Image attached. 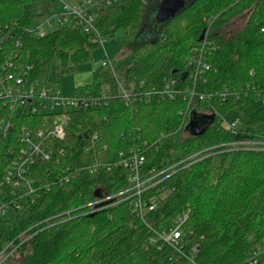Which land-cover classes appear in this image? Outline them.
Here are the masks:
<instances>
[{"label": "trees", "instance_id": "16d2710c", "mask_svg": "<svg viewBox=\"0 0 264 264\" xmlns=\"http://www.w3.org/2000/svg\"><path fill=\"white\" fill-rule=\"evenodd\" d=\"M48 0H0V26L7 45L19 40L22 64L31 63V76L52 82L90 62L91 43L80 26L56 27L38 38L24 29L38 15L26 13L30 6ZM147 0H125L122 5L99 10L96 27L104 37L122 31L131 60L119 72L124 88L160 89L175 73L187 69L190 51L199 47L206 26L211 48L205 54L210 69L197 92L211 93L205 102H196L200 112L215 111L213 124L200 136L183 129L181 113L187 102L181 94L172 100L152 98L126 107L119 97L107 98V106L68 113L66 151L63 164L83 167L98 161L94 173L83 169L69 183L54 184L35 204L0 216V250L13 241L18 247L10 258L19 264H191L187 255L192 247L196 264H241L264 241V150L237 149L212 154L188 167L176 170L144 197L165 193L158 207L145 222L157 230L173 227L179 216L183 251L168 246L161 250L148 243L150 229L131 211L130 200L114 202L92 215L76 210L69 220L49 227L38 225L21 243L18 235L32 224L59 212L80 207L93 200L95 189L112 195L130 186V172L114 165L119 152L148 145L143 172L162 170L188 155L219 143L264 141V0H192L161 24L157 35L146 41L137 37L143 28ZM243 17L241 27L230 32L228 25ZM11 35L13 38H10ZM14 49V48H13ZM186 84V80L180 83ZM248 87V89H247ZM114 78L108 70L92 76L90 83L76 86L74 94L102 97L116 94ZM227 96L221 100L220 95ZM249 110V112H244ZM244 116L234 132L221 126L232 115ZM231 120V119H230ZM187 118H185L186 123ZM184 123V124H185ZM27 122L14 119L3 148L20 133ZM97 135L90 147L89 137ZM162 138L157 141L160 137ZM89 150L86 151V148ZM0 150V204L11 199L2 184L5 166ZM109 167V168H108ZM37 230V232H36ZM36 232V233H35ZM9 258V259H10ZM257 264H264V252Z\"/></svg>", "mask_w": 264, "mask_h": 264}, {"label": "built area", "instance_id": "2783aa9c", "mask_svg": "<svg viewBox=\"0 0 264 264\" xmlns=\"http://www.w3.org/2000/svg\"><path fill=\"white\" fill-rule=\"evenodd\" d=\"M59 1L61 6L58 13L43 17L37 25L32 26L31 24L24 31L41 38L56 27L73 28L80 26L91 43L102 45L106 37L102 36L96 27L99 10L104 6L122 5L125 0H76L73 3L65 0ZM204 20L206 26L200 46L190 51L187 69L185 70L187 75L184 79L186 80L184 86L180 85L184 81L180 80L179 75L181 73H175L160 89L154 87L145 89L143 84L136 89L124 88L114 66L105 59L99 63V66L108 69L114 78L117 91L114 95H104L102 97L80 96L77 94L65 97L59 89L49 82L33 79L31 76L32 64H22L19 58L20 41H13L12 49L6 51L7 45L2 35V29H5L6 26L4 28L0 26V150L4 152L6 162L2 184L9 188L11 197L10 200L0 204V216L10 211H20L24 207H30L40 199L43 193L49 192L52 185L69 183L80 175L81 170L87 169L89 173H94L98 166L102 165L98 161L83 167L62 163V160L66 157V151L61 142L66 136L65 127L68 113L81 109L92 110L107 106V98L111 97H119L126 107L133 108L136 102H147L154 97L162 100H172L176 95L181 94L187 102L183 114L188 120L189 112L194 108L196 102L208 101L212 97L211 93L196 91L197 83L205 81V73L210 69L205 50L211 48L207 35L213 19ZM10 38H13V36L11 35ZM219 95L221 100H224L227 96L226 91ZM260 103L264 105V96L260 97ZM133 109L136 110V108ZM203 113H215V111ZM14 119L27 122V124L22 125L23 128L20 133L3 148L1 141L8 137ZM186 123L183 124L184 130ZM238 123V118L221 120V126L232 132L237 128ZM161 138L162 136L157 141ZM89 140L91 147L97 140V135L95 133L90 135ZM244 142L247 143V147H238L239 143ZM147 149V142L143 141L140 147L130 148L126 153L119 152L118 154V159L114 165L130 172L128 177L130 186L128 188L112 195L105 193L101 198L93 196L92 201L80 207L64 210L32 224L18 235L21 243L34 234L29 231L38 225L45 224L42 227L44 229V227H49L55 223L50 224V221L57 220L56 223H61L69 220L74 217L75 214L73 213L80 208L83 209L82 215H91L114 202L130 200L131 211L151 231L148 243L157 250L168 246L175 252L182 253L184 249L182 224L186 219V215L179 216L173 227L162 230L150 227L145 222L146 215L158 207L165 193L160 192L145 198L146 191L158 186L176 170L188 167L208 155L237 149L264 150V141L243 140L215 144L204 151L194 152L162 170L150 169L143 172L142 168L148 156ZM88 150L89 147L86 148V151ZM206 151L207 153H205ZM17 247L18 244L16 245L13 241L7 243L0 250V264L9 259ZM197 251L198 247L194 246L186 256L191 264H196L193 255ZM263 252L264 241L261 249L254 250L252 255L241 264H257Z\"/></svg>", "mask_w": 264, "mask_h": 264}, {"label": "rangeland", "instance_id": "374dc122", "mask_svg": "<svg viewBox=\"0 0 264 264\" xmlns=\"http://www.w3.org/2000/svg\"><path fill=\"white\" fill-rule=\"evenodd\" d=\"M66 2L73 3L76 0H65ZM162 0H147L146 4V15L143 28L140 32V36L137 37L138 41H146L154 38L162 22L156 19V11ZM192 0H184L185 4ZM59 0H48L44 3L30 6L26 9V13L38 15L35 17L32 26L37 25L40 20L48 16L49 14H56L60 11ZM243 22V17H237L227 26L230 32L238 30ZM122 31H116L112 37H106L102 45L95 44V47L91 51V60L88 63L79 65L73 72L59 77L57 82H52L53 74L50 72L48 75L49 83L60 90L61 94L65 97H70L74 94V88L80 84H86L90 81L92 76L100 71H106L108 69L99 66L102 60H108L112 63L115 68L116 74L119 76L120 70L126 66L131 60V54L128 47L125 45L123 40ZM249 112V110H244ZM242 111L239 115H232L230 119L242 118L244 116ZM182 119L181 124L185 123V117L183 112H180ZM229 119V120H230ZM210 147V146H209ZM238 147H247V143H239ZM255 148V146H253ZM208 147L201 149L204 151ZM207 153V151L205 152ZM204 153V154H205ZM2 264H19L17 258H10L4 261Z\"/></svg>", "mask_w": 264, "mask_h": 264}, {"label": "water", "instance_id": "95a60500", "mask_svg": "<svg viewBox=\"0 0 264 264\" xmlns=\"http://www.w3.org/2000/svg\"><path fill=\"white\" fill-rule=\"evenodd\" d=\"M184 0H162L156 11V19L160 22H165L172 16H174L178 11L184 8ZM199 39H202V35ZM172 73H176L173 71ZM187 73L184 71L180 76V80H184ZM215 113H203L198 112L192 108L188 115V121L185 125V130L193 136L202 135L215 121ZM105 192L101 188L95 189L94 197H103ZM92 215V214H91Z\"/></svg>", "mask_w": 264, "mask_h": 264}, {"label": "crops", "instance_id": "0c3cea01", "mask_svg": "<svg viewBox=\"0 0 264 264\" xmlns=\"http://www.w3.org/2000/svg\"><path fill=\"white\" fill-rule=\"evenodd\" d=\"M90 81H91V79H90ZM90 81L88 83H90ZM88 83H86V84H88ZM81 85H85V84H80V85H77V86H81Z\"/></svg>", "mask_w": 264, "mask_h": 264}]
</instances>
